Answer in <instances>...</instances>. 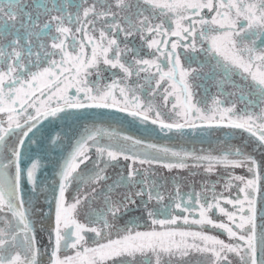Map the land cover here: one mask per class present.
<instances>
[{"label": "snow or ice", "instance_id": "snow-or-ice-1", "mask_svg": "<svg viewBox=\"0 0 264 264\" xmlns=\"http://www.w3.org/2000/svg\"><path fill=\"white\" fill-rule=\"evenodd\" d=\"M261 45L264 0H0V264H264Z\"/></svg>", "mask_w": 264, "mask_h": 264}, {"label": "water", "instance_id": "water-1", "mask_svg": "<svg viewBox=\"0 0 264 264\" xmlns=\"http://www.w3.org/2000/svg\"><path fill=\"white\" fill-rule=\"evenodd\" d=\"M123 120L124 114H116V118L111 121V126L116 129L128 131L135 135H144V127L142 125H137L134 128H130L127 123H123ZM186 132L187 135L185 137H180L178 134L173 135L170 139L167 140H165L163 137H160L159 142L169 143L175 147H183L186 149L195 148L196 150H213L214 152H219L222 146H227L226 144H222L223 141H228L233 147L240 146L245 143L244 137H242L238 131L233 132L229 129L224 128L213 129L208 134H205L203 136L200 134L199 130L195 135H193L189 130H186ZM153 139H156V137H153ZM254 149L255 145L249 144L245 150L248 152H252L258 160L264 159V150ZM35 219L37 221L36 228L38 238H42V245L46 244V237L45 234L41 231V228H47L49 221L42 220L40 216H36ZM41 264H48L47 256L43 257Z\"/></svg>", "mask_w": 264, "mask_h": 264}, {"label": "flooded vegetation", "instance_id": "flooded-vegetation-1", "mask_svg": "<svg viewBox=\"0 0 264 264\" xmlns=\"http://www.w3.org/2000/svg\"><path fill=\"white\" fill-rule=\"evenodd\" d=\"M257 43L260 44L259 41H257ZM261 46H264V45H261ZM201 59H202V57H201ZM193 67H195V65H193ZM205 71H207V69H205ZM206 86L209 87L210 92L212 94H215L216 93V88L213 85V82L212 81H208L207 84H206ZM228 90L231 91V89H228ZM199 91L202 94V89L199 90ZM210 102L211 101L209 99V103ZM116 171H118V169H115V170L110 169L109 170L110 174H114ZM159 171H161L163 173V175L166 176V177H171V176H175V175L179 174V176L181 177V181L180 182L182 184V191H184V192L189 191V185H192V184L195 185L196 190H200V182L204 179L203 176H199L198 175V176H195V177H191V176L188 175L187 172H179V173H177L176 170H174L172 173H169V172H167V170H164V169H159ZM237 172H240V170L237 169ZM210 179L215 180L216 177L215 176H212V177H210ZM169 187L171 188V183L169 184ZM73 194H74V190L73 191H70L67 194L68 202H72V196H73ZM97 207H99V205H97ZM80 215H81V219H83V215H84L83 210H81ZM220 238L221 239H227L226 236H221ZM68 254H71V253H68ZM62 255H63V253H62ZM192 264H196V258L195 257L192 259Z\"/></svg>", "mask_w": 264, "mask_h": 264}]
</instances>
